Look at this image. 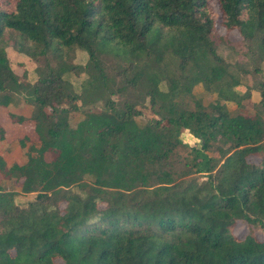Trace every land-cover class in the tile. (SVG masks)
Instances as JSON below:
<instances>
[{"label":"trees","instance_id":"1","mask_svg":"<svg viewBox=\"0 0 264 264\" xmlns=\"http://www.w3.org/2000/svg\"><path fill=\"white\" fill-rule=\"evenodd\" d=\"M210 2L0 0V107L31 105L41 141L23 164L0 154V171L37 193L20 205L0 184V264H264V239L234 233L238 221L264 228V80L238 89L247 70L217 51ZM217 2L226 30L264 63V0ZM10 46L46 59L34 81L15 72ZM75 47L86 65L65 59ZM72 72L87 75L80 91ZM201 83L217 94L210 107L193 94ZM131 91L136 100L116 98Z\"/></svg>","mask_w":264,"mask_h":264},{"label":"rangeland","instance_id":"2","mask_svg":"<svg viewBox=\"0 0 264 264\" xmlns=\"http://www.w3.org/2000/svg\"><path fill=\"white\" fill-rule=\"evenodd\" d=\"M210 8L216 21L214 36L217 42V51L230 63L235 64L240 62L242 66H244L243 69L247 70V72L241 71L239 73V75L241 74L242 76L243 84L239 86L238 89L241 92H244L245 90L253 91V89H257V86L260 84V82L264 80V63L258 64L257 61L255 62V58H252L250 54L247 53L248 45L238 30L235 29L229 32L223 26L222 14L217 0H211ZM7 54L10 59L11 66L22 78V80L27 78L28 80L34 81L37 74L36 68L43 67L46 62L44 57L39 59L31 58L30 56L17 52L12 46L7 48ZM103 58L110 73L114 74L118 70L117 59H115L112 55H106L103 56ZM49 59L53 65H57L55 56L50 55ZM65 59L69 63L84 66L88 63V53L75 47L68 52V54L65 56ZM256 66H260V72L254 71ZM86 77L87 75L83 72H72L70 74V78L78 91L81 90L79 85ZM193 94L196 98L202 100L205 106L208 107H210L211 103L217 99V94L206 90L202 83L194 87ZM137 95L138 93L136 91H131L130 93L126 92L124 94L117 95L116 98L119 100L127 98L130 100H136ZM255 95H257V93H253V98L257 99ZM185 99L187 100L186 103H190L191 107L194 105L193 99L189 98V96H187ZM252 101L255 102L253 99ZM79 104H81V101H79ZM224 104L227 111H229L231 114H235L240 111L245 112L247 110L249 113L254 112V108L248 106L249 104L244 108L238 106V104L235 102H227ZM88 109H93V104L86 105L84 107H80L79 110L72 111L69 119L70 122L73 125H76V123L84 116L85 111ZM143 109L145 114L138 118L140 121H143L148 117V115H151L148 107L144 106ZM31 112L32 106L22 99L18 100L17 103H12L9 107L3 108L0 111V122L6 130L5 139L0 140V154L6 160L8 166H11L13 163H25L28 159V155L31 152V147H40L41 145L39 135L35 129V122L28 118L31 116ZM11 113L24 115L27 117V119L22 123L14 122L10 116ZM181 137L184 142L192 146L197 145L200 142V140L191 134L189 130H184ZM22 140L25 143L24 146L21 145ZM185 153L186 152H182V154ZM32 154H37V152L32 151ZM46 157L47 159H51V153H47ZM250 160L259 162L260 157L251 156ZM0 184L6 191H13L17 193L16 202L20 205H24L30 200L35 199L37 194L36 192L22 193L21 181L13 177H6L1 171ZM250 231H254V234L259 239H264V228H262L260 225H250L246 221H238L234 227V233L242 238L245 237Z\"/></svg>","mask_w":264,"mask_h":264},{"label":"crops","instance_id":"3","mask_svg":"<svg viewBox=\"0 0 264 264\" xmlns=\"http://www.w3.org/2000/svg\"><path fill=\"white\" fill-rule=\"evenodd\" d=\"M3 108H5V107H0V111H1V109H3Z\"/></svg>","mask_w":264,"mask_h":264}]
</instances>
